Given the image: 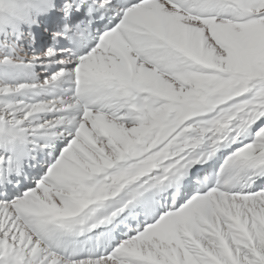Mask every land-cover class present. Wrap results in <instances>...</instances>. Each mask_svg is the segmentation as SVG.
<instances>
[{
  "label": "snow or ice",
  "instance_id": "obj_1",
  "mask_svg": "<svg viewBox=\"0 0 264 264\" xmlns=\"http://www.w3.org/2000/svg\"><path fill=\"white\" fill-rule=\"evenodd\" d=\"M56 10L0 35V264H264V0Z\"/></svg>",
  "mask_w": 264,
  "mask_h": 264
},
{
  "label": "clouds",
  "instance_id": "obj_2",
  "mask_svg": "<svg viewBox=\"0 0 264 264\" xmlns=\"http://www.w3.org/2000/svg\"><path fill=\"white\" fill-rule=\"evenodd\" d=\"M47 7V0H0V35L38 26L37 18Z\"/></svg>",
  "mask_w": 264,
  "mask_h": 264
},
{
  "label": "bare ground",
  "instance_id": "obj_3",
  "mask_svg": "<svg viewBox=\"0 0 264 264\" xmlns=\"http://www.w3.org/2000/svg\"><path fill=\"white\" fill-rule=\"evenodd\" d=\"M56 3H57V0H53V10L37 18V23L39 27L33 26L31 28V32L33 34L34 39H37L38 41L41 40L42 42L40 48H38L35 44L33 45V49H37L36 53L44 51L46 48H48V45L45 46L46 41L48 42L49 40L53 43L52 34L54 32L60 31L65 25L71 28L75 26L76 24L80 23L81 21H86L88 19L87 16H85V14L83 13V11L73 12L67 18H65L63 15L62 17L59 18L58 17L59 13H56L55 15L51 16V13H55V11L59 12L56 9L63 6L64 0H60L59 3L57 4ZM53 17L54 19H50ZM62 24L63 26H61ZM28 31H29L28 28L23 29V32H28ZM45 36H47L48 38H46ZM37 71H40V69H38Z\"/></svg>",
  "mask_w": 264,
  "mask_h": 264
},
{
  "label": "rangeland",
  "instance_id": "obj_4",
  "mask_svg": "<svg viewBox=\"0 0 264 264\" xmlns=\"http://www.w3.org/2000/svg\"><path fill=\"white\" fill-rule=\"evenodd\" d=\"M59 1H60V0H57V3H59ZM57 3H56V4H57ZM54 11H55V10H54ZM56 13H59V14H58V17H59V18L62 17V15H63L61 12H56V11H55V14H56ZM39 51H40V49H39ZM37 72H39V71H37Z\"/></svg>",
  "mask_w": 264,
  "mask_h": 264
}]
</instances>
